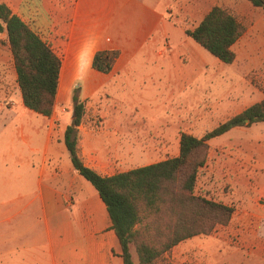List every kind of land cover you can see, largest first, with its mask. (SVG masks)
Listing matches in <instances>:
<instances>
[{"label": "crops", "instance_id": "0c3cea01", "mask_svg": "<svg viewBox=\"0 0 264 264\" xmlns=\"http://www.w3.org/2000/svg\"><path fill=\"white\" fill-rule=\"evenodd\" d=\"M0 3L60 58L54 104L67 107L69 92L75 88L81 94L85 111L100 116L98 122L90 118L77 127V151L84 166L109 177L167 159L149 160L167 151L159 147L142 148L135 141L139 130L130 124L133 116L114 114V102L104 91L115 85L124 86L127 82L124 75L135 74L139 58H148L162 41L177 34L182 25L196 27L213 6L221 5L219 0H0ZM4 40L5 33H0L3 263L123 264L106 208L94 188L74 170L64 146V130L72 117L66 119L55 135L46 117L22 105L12 55L8 46L1 43ZM164 51L158 50L157 54ZM98 52L116 54L107 73L92 67ZM127 88L124 102L132 107L135 90L129 85ZM11 100L16 106L4 109ZM201 116L205 117L204 111ZM224 147L222 152L210 149V163L206 166L228 186L227 194L215 201L234 211L228 224L217 227L211 237H219L228 247L224 256L229 264H264V180L258 179L263 165L254 152L256 148L237 144ZM258 155L264 160V152ZM179 262L187 264L188 257Z\"/></svg>", "mask_w": 264, "mask_h": 264}, {"label": "trees", "instance_id": "16d2710c", "mask_svg": "<svg viewBox=\"0 0 264 264\" xmlns=\"http://www.w3.org/2000/svg\"><path fill=\"white\" fill-rule=\"evenodd\" d=\"M246 1L255 8L264 9V0ZM242 31L231 12L213 6L196 27L184 33L221 63L229 65L235 59L232 47ZM0 33H5V40L1 43L8 46L12 55L22 105L37 115L50 117L60 58L4 3H0ZM115 57L114 52H98L93 57L92 67L107 73ZM84 116V103L74 94L71 123L63 134L70 162L104 204L123 264H155L181 241L196 235L208 236L216 226L228 224L234 211L232 207L194 194L197 172L206 162L208 141L231 129L264 122V99L201 137L181 133L176 157L109 177L84 166L78 156L77 127ZM165 214L170 216V223L164 224L167 229L157 227L152 239L145 236L148 227L142 223L147 216H154L161 222ZM141 224V228H136Z\"/></svg>", "mask_w": 264, "mask_h": 264}, {"label": "rangeland", "instance_id": "374dc122", "mask_svg": "<svg viewBox=\"0 0 264 264\" xmlns=\"http://www.w3.org/2000/svg\"><path fill=\"white\" fill-rule=\"evenodd\" d=\"M219 1V6L231 12L243 30L232 47L235 55L232 64L221 63L187 37L185 30H192L194 26L184 24L169 41H162L148 58L137 60L135 74L128 77L124 75V79H127L124 86L115 85L104 91L114 102V114L133 116L130 124L138 128L139 138L135 141L142 148L151 150L159 147L167 151L151 156L149 160L177 156L181 133L201 137L218 124L264 99V9H255L245 0ZM166 45L168 47L165 49ZM162 49L164 53L158 55L157 51ZM128 85L135 90L132 97L135 105L132 107L124 102V95L129 91ZM74 94L80 99V92L72 89L68 96V106L54 104L51 116L46 117L55 135L66 119L72 117ZM15 106V101L11 100L4 109ZM202 111L205 117L201 116ZM90 118L98 122L100 116L92 114L90 110L85 111L84 120ZM236 144L256 148L254 152L263 165L258 179L264 180V160L258 155L264 152V122H261L231 129L210 141L206 162L197 172L195 195L215 201L222 194H227V183L209 170V153L210 149L222 152L224 146ZM164 216L161 222L154 216H147L142 223L148 227L144 235L152 239L157 227L167 229L164 224L170 223V216ZM142 224L136 228H141ZM215 229L208 236L196 235L181 241L158 258L155 264H180L179 261L187 257V264H229L224 256L228 247L219 237H211ZM132 254L135 259L133 250ZM4 258V252L0 250V264H4Z\"/></svg>", "mask_w": 264, "mask_h": 264}]
</instances>
